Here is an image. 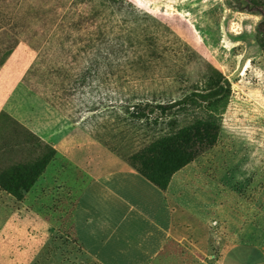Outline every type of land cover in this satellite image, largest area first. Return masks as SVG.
Masks as SVG:
<instances>
[{"label":"rangeland","instance_id":"374dc122","mask_svg":"<svg viewBox=\"0 0 264 264\" xmlns=\"http://www.w3.org/2000/svg\"><path fill=\"white\" fill-rule=\"evenodd\" d=\"M254 1L264 3V0H123L120 5L113 8L104 5L101 10L103 16L108 17L106 23L114 19L116 32L119 29L124 33L134 31L131 32L134 41L145 52L146 34L158 40L157 48L163 58L153 62L154 78L171 80L172 70L191 76L188 86H194L200 95L194 97V102L187 101L184 108L200 117L210 104L209 112L219 121L220 131L223 128L216 148L233 149L235 154L240 136L259 135L262 141L253 149L263 157L264 169V49L258 30L262 19L257 13L260 9L250 5ZM79 2L0 0V63L5 53L14 49L0 69V175L31 165L49 148L57 153L40 180L47 186L36 192L32 188L23 200L31 208L36 205L34 220L39 218L40 227L37 224L33 227L32 211L24 207V235H36L39 242L31 237L25 239L22 264H91L77 246L73 211L82 189L80 177L90 176L94 160L83 163L79 153L86 151L92 159L97 155H114L126 162L81 125H71V119L23 84L39 51L47 48L53 35L61 33V24H71L69 21L74 19L75 12H84L86 6ZM131 9L134 12L131 13ZM135 14L145 16L148 21L132 26ZM67 32L83 37L87 30L67 29ZM132 56L130 53V58ZM119 62L120 69L130 73L126 57H121ZM132 79L125 77L126 81ZM106 84L111 87V83L106 82L104 88H108ZM186 84L183 85L187 87ZM221 86L224 91L219 97L215 93ZM136 87H140L139 84ZM113 93L117 98L119 94ZM101 95L104 105L114 104V100H106L107 93ZM183 96L180 94L177 98ZM161 116L160 111H156L150 118L153 122L158 120V124H168L171 120L170 116ZM180 120L184 122V118ZM63 131L68 139L66 153L73 162L60 161V157L64 160L66 157L45 141L49 133ZM133 136L127 132L118 138L126 156L137 155L150 140L143 132L139 137ZM0 190L9 193L1 186ZM14 215L13 210H0V234L9 227L15 229V221L10 220ZM5 245H11L9 250L15 255L14 241ZM5 245L0 243L1 256L5 255Z\"/></svg>","mask_w":264,"mask_h":264},{"label":"crops","instance_id":"0c3cea01","mask_svg":"<svg viewBox=\"0 0 264 264\" xmlns=\"http://www.w3.org/2000/svg\"><path fill=\"white\" fill-rule=\"evenodd\" d=\"M222 130L214 147L175 172L167 187L117 156L79 153L83 163L94 160L90 176L80 177L73 211L77 246L91 264H264L263 157L253 149L262 139L245 133L234 154L216 148ZM65 136L51 132L45 141L66 157L60 161L73 162ZM40 180L33 191L47 186ZM24 207L40 227L35 204L0 190V210L15 211V229L0 234L3 246L14 241L15 255L5 245L1 264H22L25 239L39 242L24 235Z\"/></svg>","mask_w":264,"mask_h":264},{"label":"trees","instance_id":"16d2710c","mask_svg":"<svg viewBox=\"0 0 264 264\" xmlns=\"http://www.w3.org/2000/svg\"><path fill=\"white\" fill-rule=\"evenodd\" d=\"M79 1L81 6H86L84 12H75L74 19L69 21L71 24H61V33L53 35L47 48L39 51L23 78V84L71 119L72 123H78L115 154L126 159L134 169L167 187L175 172L216 144L220 132L219 121L209 112L210 104L204 116L200 117L185 110L186 102H194V97L200 95L194 86H188L191 76L172 70L170 75L174 76L173 79L169 76L171 80L154 78L156 66L153 62L163 57L159 55L158 40L153 35L146 34L144 38L147 46L145 52L134 41L131 33L134 31L124 33L119 29L116 32L113 18L109 21L111 25L106 23L108 17L103 16L101 8L104 5L113 8L124 3L123 0ZM250 5L260 9L257 13L262 19L258 30L264 49V3L254 1ZM134 18L132 26L148 21V18L139 17L138 14ZM67 29H86L87 33L83 37H76ZM74 45L79 48L74 49ZM13 52L14 49H9L5 53L0 69ZM130 53L133 54L132 58ZM123 56L126 57L130 73L120 69L119 61ZM126 76L134 79L126 81ZM106 82L111 83V87L106 84L108 88H104ZM185 82L188 88L183 85ZM136 84L140 87L134 88ZM130 85V88L125 87ZM223 89L221 86L215 95L220 97ZM113 92L119 94L117 98ZM102 93H107L106 100H114V104L104 105ZM180 94L184 96L177 98ZM203 97L207 99L209 96ZM156 111H160L161 117L170 116L168 124L151 120L150 116ZM179 117L184 118L183 123ZM127 132L133 133V138L141 136L143 132L150 139L137 155L126 156L123 153L124 148L118 138ZM56 154L54 149L49 148L43 157L31 165L1 174L0 186L19 201L25 200V194L44 175Z\"/></svg>","mask_w":264,"mask_h":264}]
</instances>
